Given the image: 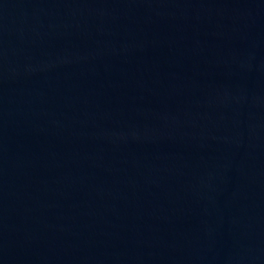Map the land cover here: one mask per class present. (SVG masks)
Listing matches in <instances>:
<instances>
[{"label":"water","instance_id":"95a60500","mask_svg":"<svg viewBox=\"0 0 264 264\" xmlns=\"http://www.w3.org/2000/svg\"><path fill=\"white\" fill-rule=\"evenodd\" d=\"M0 264H264V0H0Z\"/></svg>","mask_w":264,"mask_h":264}]
</instances>
